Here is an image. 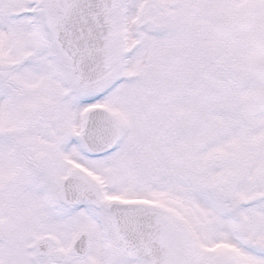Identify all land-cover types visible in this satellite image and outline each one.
<instances>
[{
  "label": "snow or ice",
  "instance_id": "6c2138e0",
  "mask_svg": "<svg viewBox=\"0 0 264 264\" xmlns=\"http://www.w3.org/2000/svg\"><path fill=\"white\" fill-rule=\"evenodd\" d=\"M0 264H264V0H0Z\"/></svg>",
  "mask_w": 264,
  "mask_h": 264
}]
</instances>
